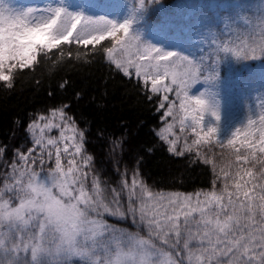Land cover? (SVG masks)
<instances>
[{"label":"snow or ice","instance_id":"snow-or-ice-1","mask_svg":"<svg viewBox=\"0 0 264 264\" xmlns=\"http://www.w3.org/2000/svg\"><path fill=\"white\" fill-rule=\"evenodd\" d=\"M95 2L96 0H88L85 4ZM106 38L113 41L111 46L105 45L99 49L93 47L91 51L80 50V45L97 44ZM72 44L77 47H61ZM216 48L246 59L264 55V46L260 47L259 54L256 48H251V51L248 47L234 50L228 44L217 43ZM54 49L58 50V54L53 52ZM66 56H72L76 62L106 57L110 65H114L124 76H129V69L134 68L137 77H143L145 84L150 78L152 93L175 91L184 117L173 112L175 103L169 105L165 115H173L174 119L180 120L181 132L186 127L192 129L193 134L198 137L193 144L203 141L209 146L215 144L221 148H230L234 147L235 138L243 133L240 148L228 154L227 166H232L230 157L234 155L238 163L251 162L253 166L259 164L260 172L254 175L248 169L245 174L252 179L244 180L241 175L244 170L237 168L231 185L234 191L229 190L230 185L226 180L222 189L217 192L214 180L211 191L195 193V202L192 194H153L134 178L131 186L121 182L120 191L113 189L109 202L103 195L98 177L92 178L91 193L85 189L84 177L89 173L84 172V168H91L93 159L92 156L82 155L88 133L76 131L72 117L65 112L66 108L68 111L71 108L63 104L51 113V117H29L32 123L27 124L26 132L30 134L34 147L28 148V154L25 155L22 151L24 145H21L13 154L11 170L0 188V260L4 264H39L45 245L51 240L52 244H59L62 250L67 249L66 259L75 261V264H92V257L97 255L99 245L110 233L119 231L123 234L122 229H116L105 222L104 217L110 216L121 219L131 217L134 225L143 224L147 228L149 242L154 243L158 249L160 264H176V261L158 247L154 239L173 246L172 237H175L176 244L183 238L188 264H264V183L254 182L257 178L264 181V113L258 122L250 117L246 126L235 129L227 140L221 141L216 136L215 127L208 126L205 129L202 126L205 113L218 121L217 113L210 109L206 101L190 98L187 94L189 88L204 76V70L199 64L176 53H165L139 43L129 35L127 23L115 24L101 16L83 15L70 11L61 4L48 3L43 7L29 8L23 14H12L0 9V82L7 89L13 87L17 74H24L25 69L33 70V78L36 79L35 73L39 71L42 74L50 64L59 66L62 62L71 63L66 61ZM158 77L170 79L171 84L157 88L161 83ZM186 117L191 118V123L187 125ZM53 118L68 121L64 127H70L73 132V136L69 137L61 133L60 142L72 141L75 149L69 154L71 158L67 160V171L62 167L61 149L57 146V141L51 138L45 140L44 137L45 129L60 127L53 123ZM16 124L20 128L25 127L19 120ZM171 129L172 125H168L157 134L167 145V151L181 156L191 151L192 146L187 142L177 151L179 138L168 139ZM97 131L103 132L104 129L97 126ZM200 132L204 135L200 136ZM77 135L79 141L74 139ZM107 135L105 133V138ZM23 139L26 141L28 137ZM186 139L185 137V141ZM112 143L116 148L124 147L129 152L132 151L126 139L113 140ZM157 147L162 145L145 146V151H155ZM53 148L56 149L54 168H41L37 171L33 165H44L45 153L47 159L52 160ZM241 149H244L243 153ZM63 151L68 154L67 147ZM6 155L7 146H0V158ZM102 155V152L97 153L98 158ZM140 155L137 151L136 158ZM197 156H201L199 151ZM77 157H80L82 166ZM202 158L205 163H211L207 157ZM113 159L119 163L115 156ZM42 173L46 174L42 176ZM225 176H228L227 172ZM6 192L14 194L17 201L15 205L11 198H5ZM124 195L127 198L126 208L121 202ZM89 212L91 216L85 219ZM69 222L70 231L57 232L51 228L53 224ZM193 240L199 245L195 250L190 248Z\"/></svg>","mask_w":264,"mask_h":264},{"label":"trees","instance_id":"trees-1","mask_svg":"<svg viewBox=\"0 0 264 264\" xmlns=\"http://www.w3.org/2000/svg\"><path fill=\"white\" fill-rule=\"evenodd\" d=\"M20 1L0 0V9L12 14H23L29 8L43 7L48 3L61 4L68 10L83 15L101 16L115 24L127 23L129 35L139 43L165 53H176L199 64L204 70V76L189 88L187 94L190 98L206 101L210 109L217 113L218 121L205 113L202 126L205 129L208 126L215 127L216 136L221 141L227 140L235 129L246 126L250 117L258 122L264 113V55L246 59L216 48L217 43L228 44L234 50L248 47L251 51V48H256L259 54L260 47L264 46V0H96L95 4H85L88 0H33V4L27 6H23ZM204 34H207L208 39L197 45V38ZM112 43L111 38H106L97 44L79 47L81 51H91L93 47L99 49L105 45L111 46ZM61 47L75 49L77 45ZM53 52L58 54L57 49ZM65 59L71 63L62 62L59 66L50 64L42 74L39 71L35 73L36 79L33 78V70L25 69L24 74H17L11 89L0 82V146H7V155L0 158V188L11 170L15 150L24 145L22 151L27 155L28 148L34 147L30 134L26 132L27 124L40 116L51 117V113L63 104L71 108V111L66 108L65 112L72 117L76 131L88 133L82 155L92 156L93 159L91 168H84V172L89 173L84 177L85 189L91 193L92 178L98 177L103 195L109 202L113 189L120 191L121 182L131 186L134 178L153 194H192L195 202V193L211 191L214 180L217 192L222 189L226 180L230 185L229 190L234 191L231 185L237 168L244 170L241 173L244 180L252 179L245 174L248 169L254 175L260 172L259 164L253 166L251 162L238 163L234 155L230 157L232 166H227L228 154L240 148L243 133L235 138V145L230 148H221L215 144L209 146L203 141L193 144L198 137L193 134L192 129L186 127L181 132L180 120L174 119L173 115H165L169 105L175 103L173 112L184 117L175 91L152 93L150 78L145 84L143 77H137L134 68L129 69V76H124L114 65H110L106 57L81 62H76L72 56H66ZM158 79L161 83L157 88L171 84L170 79ZM17 120L25 127H18ZM185 120L186 125L191 123L190 117ZM53 123L60 127L45 129L44 137L45 140L51 138L57 141V146L61 149V164L67 171V160L71 158L69 154L75 149L72 141L60 142L61 133L69 137L73 136V132L70 127H64L68 123L66 120L53 118ZM168 125H172L168 139L179 138L177 151L184 147L185 142L192 146L191 151L182 156L167 151V145L157 134ZM97 126L104 131H97ZM105 133L108 134L106 138ZM203 135L200 132V136ZM25 136L28 137L26 141L23 139ZM122 138L130 144L131 152L124 147L116 148L112 143L113 140ZM74 139L79 141V136ZM153 144L162 147L146 152L145 146ZM65 147L68 148V154L63 151ZM38 151L37 148L36 152ZM137 151L141 153L139 158H136ZM198 151L201 156H197ZM243 151L241 149L242 153ZM52 152V160H48L45 153V164L33 167L37 171L41 168H54L56 149L53 148ZM99 152L103 155L98 158ZM202 157H207L211 163H205ZM77 161L82 166L80 157H77ZM16 162L19 164L18 159ZM222 168L224 171H221ZM225 172L228 176H225ZM45 174L42 173V176ZM254 182L264 183L258 178ZM5 198H11L13 205L17 203L13 193L6 192ZM121 202L126 208V195ZM196 218L199 219L198 216ZM104 219L115 228L139 231L148 237L147 228L139 224V221V227L134 225L131 217L121 219L105 216ZM154 242L171 255L176 264H188L183 238L176 244L175 237H172L173 246L163 244L158 239H154ZM198 247L193 240L190 248L195 250Z\"/></svg>","mask_w":264,"mask_h":264},{"label":"clouds","instance_id":"clouds-1","mask_svg":"<svg viewBox=\"0 0 264 264\" xmlns=\"http://www.w3.org/2000/svg\"><path fill=\"white\" fill-rule=\"evenodd\" d=\"M91 216L87 213L85 219ZM35 227V224L33 225ZM139 227V226H137ZM57 232L71 230V223L51 225ZM121 229V228H116ZM121 232L110 233L99 245V252L92 257V264H160L158 249L154 243L149 242V237L143 236L139 231L122 229ZM142 242V243H141ZM67 249H61L59 244H52L51 240L45 245L44 255L39 264H75L65 258ZM0 264L4 261L0 260Z\"/></svg>","mask_w":264,"mask_h":264},{"label":"rangeland","instance_id":"rangeland-1","mask_svg":"<svg viewBox=\"0 0 264 264\" xmlns=\"http://www.w3.org/2000/svg\"><path fill=\"white\" fill-rule=\"evenodd\" d=\"M23 4H25L26 3V0H22L21 1ZM198 42H200V39L198 40Z\"/></svg>","mask_w":264,"mask_h":264}]
</instances>
